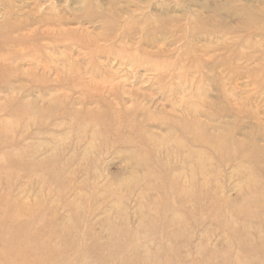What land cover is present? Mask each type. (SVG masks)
Wrapping results in <instances>:
<instances>
[{"label":"rangeland","instance_id":"rangeland-1","mask_svg":"<svg viewBox=\"0 0 264 264\" xmlns=\"http://www.w3.org/2000/svg\"><path fill=\"white\" fill-rule=\"evenodd\" d=\"M0 264H264V0H0Z\"/></svg>","mask_w":264,"mask_h":264},{"label":"bare ground","instance_id":"bare-ground-1","mask_svg":"<svg viewBox=\"0 0 264 264\" xmlns=\"http://www.w3.org/2000/svg\"><path fill=\"white\" fill-rule=\"evenodd\" d=\"M107 259H108V257H107Z\"/></svg>","mask_w":264,"mask_h":264}]
</instances>
